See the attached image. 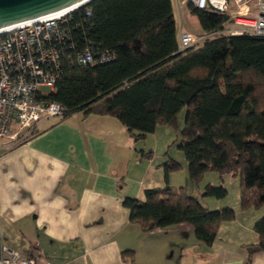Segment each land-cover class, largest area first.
I'll return each mask as SVG.
<instances>
[{"label": "trees", "instance_id": "1", "mask_svg": "<svg viewBox=\"0 0 264 264\" xmlns=\"http://www.w3.org/2000/svg\"><path fill=\"white\" fill-rule=\"evenodd\" d=\"M90 10L87 16L86 11ZM203 45L182 50L172 0H93L72 15L71 35L79 46L114 55L111 62L65 64L47 101L60 104L65 119L76 113L116 119L138 142L158 128L183 127L175 141L192 184L212 172L239 179L242 212L264 208V37L230 36L227 15L197 10ZM31 133L14 146L36 135ZM151 151L141 154L150 158ZM168 175L181 170L167 157ZM223 186L207 185L201 199H225ZM129 222L150 233L189 225L200 243L211 246L221 226L235 220L232 208L210 210L184 187L144 191V200L124 198ZM256 244L246 246L244 264L264 253V214L254 223ZM123 252L122 256L131 255Z\"/></svg>", "mask_w": 264, "mask_h": 264}, {"label": "crops", "instance_id": "2", "mask_svg": "<svg viewBox=\"0 0 264 264\" xmlns=\"http://www.w3.org/2000/svg\"><path fill=\"white\" fill-rule=\"evenodd\" d=\"M181 1L172 5L187 8ZM34 130L17 146L0 142V232L10 250L39 252L38 264H244L246 246L258 242L253 225L264 208L242 212L238 200H200L210 210L236 212L211 246L186 224L145 233L129 222L124 198L144 200L147 189L173 187L174 173L165 178L160 167L167 157L158 164L140 157L150 148L140 141L165 127L135 142L114 118L76 113L44 118ZM251 264H264V253Z\"/></svg>", "mask_w": 264, "mask_h": 264}, {"label": "built area", "instance_id": "3", "mask_svg": "<svg viewBox=\"0 0 264 264\" xmlns=\"http://www.w3.org/2000/svg\"><path fill=\"white\" fill-rule=\"evenodd\" d=\"M231 0H182L197 10L227 15L224 33L230 36L249 35L264 37V0H254L255 15L242 0H233L237 11L229 17ZM84 5L66 13H55L0 30V142L13 147L26 138L44 118L60 117L64 109L47 96L55 91L65 64L93 66L111 62L114 55L108 51H95L89 44L79 46L69 30L72 15ZM90 10L86 11V15ZM235 29L224 30L231 21ZM198 39L187 31L179 33L182 50L197 43ZM46 87L43 96L39 89ZM41 253L20 254L2 242L0 232V264H38Z\"/></svg>", "mask_w": 264, "mask_h": 264}, {"label": "rangeland", "instance_id": "4", "mask_svg": "<svg viewBox=\"0 0 264 264\" xmlns=\"http://www.w3.org/2000/svg\"><path fill=\"white\" fill-rule=\"evenodd\" d=\"M246 6L249 8V14L250 16L255 15V2L254 0H242ZM231 8L229 12V17H232L233 13L237 11L236 5L233 2V0L230 1ZM187 6V5H186ZM173 9H174V16L176 20V28H177V38L179 37V33L182 31H187L191 34H193L197 39H200L203 35L202 31L200 30L198 20L195 16L191 15L186 7H181L180 5H177L173 2ZM226 29H235L236 27L232 24V18L231 21L228 23ZM203 40H198L196 43V46L194 47V50L200 48L203 45ZM40 93H42L43 96H47L49 94V89L46 87H41L39 89ZM264 100V97H263ZM183 120H184V110L178 115L176 119V127H165L166 130H160L157 132L154 137L157 138H148L146 140L140 141L144 142V145L150 146V148L145 147L146 150L145 153L151 151L150 158H145L144 160H152L154 164H158V162L161 160V158L170 157L174 160H176L179 164L185 165V159L183 156V153L179 151L176 148L175 141L179 137L180 130L183 127ZM162 131H168V133L165 135L162 133ZM166 133V132H165ZM162 135V136H161ZM165 135V137H163ZM162 138L164 140V143L169 140L166 145H163V141L158 142V138ZM157 143H160V145ZM150 144V145H148ZM173 174V173H172ZM174 176L170 179V184H173V187L179 188L184 187L186 188L187 192L189 194H192L193 196H196L201 199V193L202 190H204L205 186L210 184L211 186H223L227 190V196L225 199L222 200H214V198L207 197L204 199H211L212 201H217L219 203H228V204H235L238 200V188H239V179L238 178H232V177H223L220 178L217 174L212 172L205 173L201 179L197 182L192 184L188 181L187 178V171L186 168H182L181 170H178L174 172ZM254 211V210H252Z\"/></svg>", "mask_w": 264, "mask_h": 264}, {"label": "water", "instance_id": "5", "mask_svg": "<svg viewBox=\"0 0 264 264\" xmlns=\"http://www.w3.org/2000/svg\"><path fill=\"white\" fill-rule=\"evenodd\" d=\"M93 0H0V30L35 20Z\"/></svg>", "mask_w": 264, "mask_h": 264}, {"label": "bare ground", "instance_id": "6", "mask_svg": "<svg viewBox=\"0 0 264 264\" xmlns=\"http://www.w3.org/2000/svg\"><path fill=\"white\" fill-rule=\"evenodd\" d=\"M66 12H68V10H65V11H61L60 13L62 14V13H66Z\"/></svg>", "mask_w": 264, "mask_h": 264}]
</instances>
